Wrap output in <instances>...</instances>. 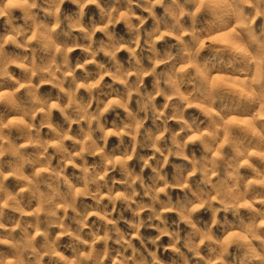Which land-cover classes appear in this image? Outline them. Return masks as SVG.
Wrapping results in <instances>:
<instances>
[{
  "label": "clouds",
  "instance_id": "1",
  "mask_svg": "<svg viewBox=\"0 0 264 264\" xmlns=\"http://www.w3.org/2000/svg\"><path fill=\"white\" fill-rule=\"evenodd\" d=\"M0 264H264V0H0Z\"/></svg>",
  "mask_w": 264,
  "mask_h": 264
}]
</instances>
